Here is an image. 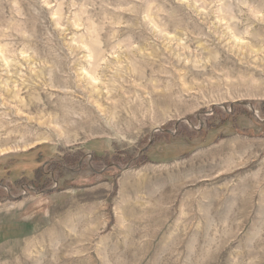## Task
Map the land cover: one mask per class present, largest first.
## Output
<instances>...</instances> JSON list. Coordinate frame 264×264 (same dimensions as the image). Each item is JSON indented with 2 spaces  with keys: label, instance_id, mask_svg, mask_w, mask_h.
I'll use <instances>...</instances> for the list:
<instances>
[{
  "label": "rangeland",
  "instance_id": "1",
  "mask_svg": "<svg viewBox=\"0 0 264 264\" xmlns=\"http://www.w3.org/2000/svg\"><path fill=\"white\" fill-rule=\"evenodd\" d=\"M0 264H264V0H0Z\"/></svg>",
  "mask_w": 264,
  "mask_h": 264
}]
</instances>
